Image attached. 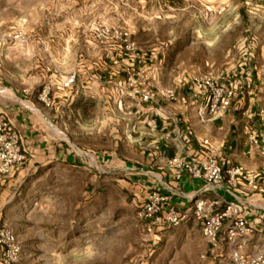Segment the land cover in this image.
<instances>
[{
    "label": "rangeland",
    "instance_id": "374dc122",
    "mask_svg": "<svg viewBox=\"0 0 264 264\" xmlns=\"http://www.w3.org/2000/svg\"><path fill=\"white\" fill-rule=\"evenodd\" d=\"M245 53L264 71V0H0L1 101L30 108V96L47 90L49 107L63 104L52 131L105 161L122 149L115 136L128 92L143 81L152 87L156 73L171 85L224 71ZM106 163L95 167L98 185L83 175L82 184L53 191V221L28 217L26 207L7 211L0 227L20 246L12 264H217L194 225L147 233L138 217L143 192ZM23 188L46 191L43 183Z\"/></svg>",
    "mask_w": 264,
    "mask_h": 264
},
{
    "label": "crops",
    "instance_id": "0c3cea01",
    "mask_svg": "<svg viewBox=\"0 0 264 264\" xmlns=\"http://www.w3.org/2000/svg\"><path fill=\"white\" fill-rule=\"evenodd\" d=\"M238 70L237 63L227 69L223 82L243 79ZM190 76L187 74L184 78ZM152 88L153 93L175 88L177 99L170 102L156 97L155 102H143L139 96L128 92V98L119 105L122 132L115 136L122 149H115L108 155L106 164L112 173L125 169V184L134 187L137 183V189L143 192V200L151 189L161 190L162 184H167L169 190H164V193L171 196L170 203L180 214L191 213L192 202L187 196L215 201L216 210H222L228 201L248 203L245 219L253 234L244 252L246 255L253 254L264 245V71L258 68L253 57L249 75L233 100L230 112L205 123L197 117V109L203 101L194 98L187 86L177 85V80L171 85H162L156 73ZM29 99L30 108L17 103L8 104L0 99V119H6L18 132L27 154V161L21 169L10 177L0 179V220L6 219L9 209L18 206L27 208L28 217L36 219L35 216L43 214L44 220L53 221L57 214L49 208L54 204L53 191L60 189L64 193L72 182L82 184L83 175L90 176L91 185H98V171L93 161L96 165L100 160L106 162L96 151H91L89 157L83 156L52 131V122L62 123L63 120V104L60 101L46 107L35 95ZM90 132L96 134L97 131ZM177 135L189 136L191 144L187 154L201 158L211 156L222 170L240 167L254 177L238 181L232 188V194L223 189L201 193V182L187 175L179 181L173 180L167 163L180 147V142L175 139ZM254 140L257 145L252 144ZM83 159L90 161L87 160V163ZM132 170L135 174L128 173ZM132 174L138 177H132ZM32 182L45 184L46 191L42 196L36 195V190H32L29 196L22 189L23 184ZM193 225L200 232L199 225L191 217L181 224L186 230ZM223 232L224 229L222 236ZM206 253L217 264H231L229 248L223 243L222 248L216 250L207 246Z\"/></svg>",
    "mask_w": 264,
    "mask_h": 264
},
{
    "label": "built area",
    "instance_id": "2783aa9c",
    "mask_svg": "<svg viewBox=\"0 0 264 264\" xmlns=\"http://www.w3.org/2000/svg\"><path fill=\"white\" fill-rule=\"evenodd\" d=\"M12 39L20 41L21 36L16 34ZM252 58L251 53H245L237 63L243 79L236 78L224 83L223 80L227 77L226 70L177 79V85L187 86L194 98L203 101L197 109L200 122L214 121L230 112L233 100L242 90L249 75ZM127 80L129 86L135 82L133 76H129ZM73 83L74 77H71L64 82L63 87H70ZM151 88L150 83L143 81L139 87L133 89L132 93L139 96L143 102H155L156 97L170 102L177 99L175 88L158 90L156 93H153ZM47 94L48 91L43 90L38 100L49 107ZM175 139L180 142V147L167 163L171 178L175 181L187 175L201 182V193H213L223 189L232 194V188L238 181H246L254 177L240 167L222 170L211 156L201 158L198 155L187 154L191 144L188 135H177ZM252 144L258 143L254 140ZM262 145L264 146V141ZM26 161L27 154L22 148L20 135L6 119H0V179L14 175ZM93 165L96 167L94 161ZM166 185L163 183L161 190L151 189L139 207L138 217L144 223V230L147 233L155 234L159 229L178 227L191 217L199 225L200 234L210 250L222 248V243L229 248L231 264H264V245L251 255H246L244 252L253 234L252 227L245 219L248 203L228 201L222 210H216L215 201L185 196L192 202L191 213L180 214L171 205V196L164 193V190H169V186ZM222 229H224L223 236ZM19 254L20 246L14 234L0 227V264L14 263Z\"/></svg>",
    "mask_w": 264,
    "mask_h": 264
}]
</instances>
